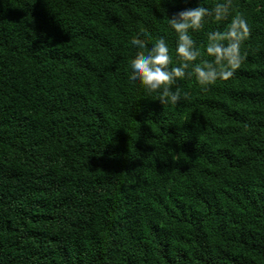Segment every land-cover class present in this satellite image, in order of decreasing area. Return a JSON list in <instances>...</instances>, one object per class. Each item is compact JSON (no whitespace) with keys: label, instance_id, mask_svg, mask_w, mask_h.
Listing matches in <instances>:
<instances>
[{"label":"trees","instance_id":"1","mask_svg":"<svg viewBox=\"0 0 264 264\" xmlns=\"http://www.w3.org/2000/svg\"><path fill=\"white\" fill-rule=\"evenodd\" d=\"M223 0H0V264H264V0L228 80L162 105L130 64ZM191 70V69H189ZM187 98H183L184 94Z\"/></svg>","mask_w":264,"mask_h":264},{"label":"clouds","instance_id":"2","mask_svg":"<svg viewBox=\"0 0 264 264\" xmlns=\"http://www.w3.org/2000/svg\"><path fill=\"white\" fill-rule=\"evenodd\" d=\"M232 0L216 3L213 9L198 5L186 8L168 18V24L178 36L176 54L183 61L178 66L172 65V56L167 42L157 39L146 52L145 43L133 38V47L141 49L131 60L130 81H139L149 93H158V100L164 104H178L182 99L179 89L173 90L177 80L191 78L193 75L202 87L215 83L218 79L228 80L235 74L244 60L241 45L250 34V29L242 15L232 16L230 24L224 31L208 33L205 52L212 59L202 60V53L196 46L190 31H199L204 26L206 17L223 21L231 15ZM191 69V70H189ZM183 98H187L185 93Z\"/></svg>","mask_w":264,"mask_h":264}]
</instances>
